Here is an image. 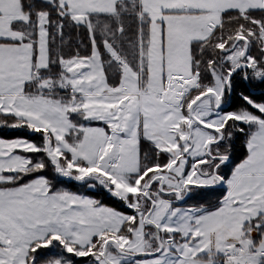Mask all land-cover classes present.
Returning a JSON list of instances; mask_svg holds the SVG:
<instances>
[{"label":"snow or ice","instance_id":"snow-or-ice-1","mask_svg":"<svg viewBox=\"0 0 264 264\" xmlns=\"http://www.w3.org/2000/svg\"><path fill=\"white\" fill-rule=\"evenodd\" d=\"M254 87L264 0H0V264H264Z\"/></svg>","mask_w":264,"mask_h":264},{"label":"trees","instance_id":"trees-1","mask_svg":"<svg viewBox=\"0 0 264 264\" xmlns=\"http://www.w3.org/2000/svg\"><path fill=\"white\" fill-rule=\"evenodd\" d=\"M239 89H237V93H239ZM249 91L252 93L253 99L257 100L258 102L261 100V97L264 96V87H254L250 88ZM0 138L4 139H15V138H27L30 140H36L37 137L34 134H31L26 129H9V128H2L0 127ZM243 137H241L240 141L237 142V149L240 150V148L243 145ZM243 158V155L241 154V157ZM238 162V161H237ZM59 187H65L69 191L73 192H80L81 194H88L92 195L91 192H85L83 189H80L78 185L75 184V182L67 184V185H59ZM97 198L104 201V203L111 205V199L105 196H97ZM212 199H215V197H212ZM189 203H192L191 201ZM49 256H55L58 255L60 250L59 249H52L50 252L45 250ZM78 261H83V264H87V258H76Z\"/></svg>","mask_w":264,"mask_h":264}]
</instances>
